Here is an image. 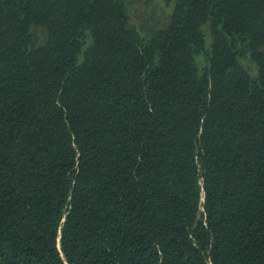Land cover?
<instances>
[{
  "label": "trees",
  "instance_id": "trees-1",
  "mask_svg": "<svg viewBox=\"0 0 264 264\" xmlns=\"http://www.w3.org/2000/svg\"><path fill=\"white\" fill-rule=\"evenodd\" d=\"M158 1L0 0V264H264V0Z\"/></svg>",
  "mask_w": 264,
  "mask_h": 264
},
{
  "label": "rangeland",
  "instance_id": "rangeland-1",
  "mask_svg": "<svg viewBox=\"0 0 264 264\" xmlns=\"http://www.w3.org/2000/svg\"><path fill=\"white\" fill-rule=\"evenodd\" d=\"M131 2V18L139 27L151 25L150 18L156 22L165 20L166 11L158 0H130ZM35 33L40 41L45 38V32L41 28H35ZM208 36V35H207ZM208 41L210 38L208 37Z\"/></svg>",
  "mask_w": 264,
  "mask_h": 264
}]
</instances>
